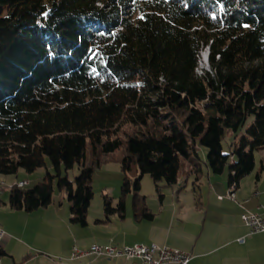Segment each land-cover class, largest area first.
<instances>
[{"label": "trees", "instance_id": "obj_1", "mask_svg": "<svg viewBox=\"0 0 264 264\" xmlns=\"http://www.w3.org/2000/svg\"><path fill=\"white\" fill-rule=\"evenodd\" d=\"M209 48L211 71L199 75ZM251 116L225 153L227 131L238 133ZM201 147L213 173L229 170L230 185L256 168L264 149V0H0V177L48 169V160L55 171L9 189L12 209L51 205L57 178L72 222L87 227L94 173L119 153L123 197L116 209L106 196V213L124 217L134 185L136 217L152 220L139 194L142 175L172 186L190 162L198 183ZM76 165L72 182L63 169ZM134 166L141 176L132 184ZM6 255L0 244V259Z\"/></svg>", "mask_w": 264, "mask_h": 264}, {"label": "crops", "instance_id": "obj_2", "mask_svg": "<svg viewBox=\"0 0 264 264\" xmlns=\"http://www.w3.org/2000/svg\"><path fill=\"white\" fill-rule=\"evenodd\" d=\"M251 175L239 183L236 200L228 197L230 179L228 184L219 181L216 188L211 185L215 193L202 196L207 210L199 219H186L184 215L181 219L177 208L169 211L164 219L163 235H157L154 225L165 215V209L160 207L156 215L150 210L154 214L150 221L154 224L140 223L136 230L143 235L137 238L112 233L110 228L115 222L111 219L110 224L101 226L105 231L87 237L84 230L78 228L81 226L72 222L67 202L54 199L46 208L27 212L12 209L10 196H0V230L6 232L0 244L7 254L0 259V264H140L139 260L125 256L116 259L74 256L75 248L88 250L93 245L135 244H156L190 253L192 264H264V233L250 234L242 220L246 212L263 213L264 176L262 173H257L256 178ZM20 182H27L26 187L33 185L29 179ZM17 183L13 184L17 186ZM27 247L31 248V256L26 258L23 253Z\"/></svg>", "mask_w": 264, "mask_h": 264}, {"label": "rangeland", "instance_id": "obj_3", "mask_svg": "<svg viewBox=\"0 0 264 264\" xmlns=\"http://www.w3.org/2000/svg\"><path fill=\"white\" fill-rule=\"evenodd\" d=\"M207 50V49H206ZM211 71V66H204L201 63V55L199 58V66L197 72L202 75L204 72ZM254 123V116H251L246 121L243 128L235 133L231 130L227 131L226 137L224 139V150L225 153H230L232 148L239 143L240 139L246 134L247 129ZM88 148V155L91 156ZM209 149L201 147L199 154L201 156V164L204 168V176L201 178L200 182H196V176L191 174L190 162L184 164V169L181 172L180 181L175 185H166L165 183H160L158 185L155 183L153 177L150 174H144L141 178V189L139 191L140 196L145 197V201L149 209L156 215L160 207L165 209V215L159 217L157 223L154 226L157 235L165 234L162 231L165 216L169 214V211L177 208L180 211L181 216H186V219H199L203 217L204 212L207 210V203L202 200V196H211L215 193L211 189V185L216 188L217 183L220 181H225L228 184L229 181V170L222 175L215 174L211 172L207 165ZM256 168L252 173L251 177L256 178L257 173L260 171L262 161L264 160V149L256 151ZM120 154H112L107 157V161L103 162L102 166L96 169L92 182V189L94 193V198L88 209V226L78 227L80 230H84V234L87 237H92L95 233L100 234L101 231H105L102 225L110 224V220H113L114 226H111V232L118 235H128L130 238L141 237L143 234L136 230V227L142 222L152 221L139 219L136 217V211L134 206V198L136 196L135 186L131 185V192L126 194V218L122 217L119 212H114L112 214L106 213V196L110 197L112 200V207L118 208L120 201L123 197V187L125 184L126 174L123 171ZM192 161H196L193 157ZM49 169V170H48ZM47 167L40 168L33 173L21 170L17 175H7L0 177V196H10L9 188L16 186L14 182L23 181V179H29L33 181V187L38 182L44 179L47 172L55 174V171L51 168V164L48 160ZM80 174V168L76 165L73 169L66 171L63 169V176H67L70 181L75 182L76 178ZM264 176V173H262ZM141 176L137 166H134V170L128 173V177L131 179L132 184H134L137 177ZM250 176L245 177L243 180H247ZM58 179L54 183V199L58 202H69L68 193L66 189H61L57 183ZM19 184V183H17ZM25 188V187H24ZM229 192V190H228ZM163 196V199L161 198ZM1 198V197H0ZM205 202L202 205L201 202ZM117 220V221H115ZM101 222L102 224H100ZM150 234H146L149 236ZM60 258V257H58ZM63 260V259H62ZM61 262V261H60Z\"/></svg>", "mask_w": 264, "mask_h": 264}, {"label": "built area", "instance_id": "obj_4", "mask_svg": "<svg viewBox=\"0 0 264 264\" xmlns=\"http://www.w3.org/2000/svg\"><path fill=\"white\" fill-rule=\"evenodd\" d=\"M27 186V182H22ZM239 185L232 183L228 192V197L232 200L237 198V189ZM242 220L250 234L264 233V208L263 213L246 212L242 215ZM6 235L4 230H0V240ZM244 242V240H240ZM96 255L116 259L120 257H128L139 260L140 264H192V256L190 253L167 247L153 245L135 244L129 246H101L93 245L88 250L74 249V256L82 258L85 256ZM24 257L31 256V248L27 247L23 253Z\"/></svg>", "mask_w": 264, "mask_h": 264}, {"label": "bare ground", "instance_id": "obj_5", "mask_svg": "<svg viewBox=\"0 0 264 264\" xmlns=\"http://www.w3.org/2000/svg\"><path fill=\"white\" fill-rule=\"evenodd\" d=\"M201 63L204 65V66H208V50H204L201 54ZM17 186L19 188H24L25 187V184H22V182H20L19 184H17Z\"/></svg>", "mask_w": 264, "mask_h": 264}, {"label": "water", "instance_id": "obj_6", "mask_svg": "<svg viewBox=\"0 0 264 264\" xmlns=\"http://www.w3.org/2000/svg\"><path fill=\"white\" fill-rule=\"evenodd\" d=\"M208 50V63H209V60H210V48L207 49Z\"/></svg>", "mask_w": 264, "mask_h": 264}]
</instances>
